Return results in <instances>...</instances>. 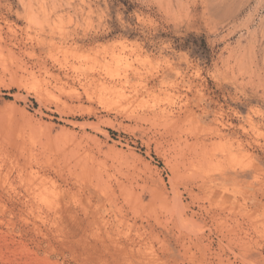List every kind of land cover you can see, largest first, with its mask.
I'll list each match as a JSON object with an SVG mask.
<instances>
[{"label":"rangeland","instance_id":"1","mask_svg":"<svg viewBox=\"0 0 264 264\" xmlns=\"http://www.w3.org/2000/svg\"><path fill=\"white\" fill-rule=\"evenodd\" d=\"M0 264H264V0H0Z\"/></svg>","mask_w":264,"mask_h":264}]
</instances>
